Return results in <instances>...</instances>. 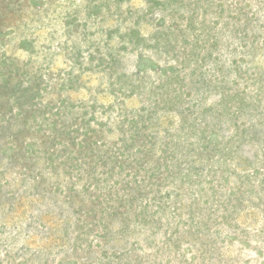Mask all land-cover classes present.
<instances>
[{
  "label": "rangeland",
  "instance_id": "1",
  "mask_svg": "<svg viewBox=\"0 0 264 264\" xmlns=\"http://www.w3.org/2000/svg\"><path fill=\"white\" fill-rule=\"evenodd\" d=\"M0 264H264V0H0Z\"/></svg>",
  "mask_w": 264,
  "mask_h": 264
}]
</instances>
